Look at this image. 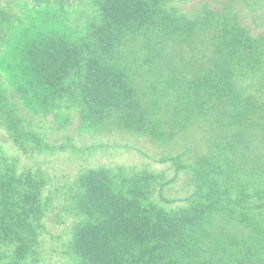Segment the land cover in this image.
<instances>
[{
	"label": "trees",
	"instance_id": "1",
	"mask_svg": "<svg viewBox=\"0 0 264 264\" xmlns=\"http://www.w3.org/2000/svg\"><path fill=\"white\" fill-rule=\"evenodd\" d=\"M186 1L20 0L43 8L31 24L0 8L2 148L48 149L23 109L153 144L200 138L170 156V177L83 169L68 196L72 264H264V30L245 22L248 0ZM6 159L0 264H37L48 182ZM181 175L189 193L167 197Z\"/></svg>",
	"mask_w": 264,
	"mask_h": 264
},
{
	"label": "rangeland",
	"instance_id": "2",
	"mask_svg": "<svg viewBox=\"0 0 264 264\" xmlns=\"http://www.w3.org/2000/svg\"><path fill=\"white\" fill-rule=\"evenodd\" d=\"M207 1L187 0L184 3L187 6H199ZM248 1L253 6L251 9H244L245 22L255 31L264 30V0ZM23 5L20 0H0L1 9L11 11L27 24L37 23L43 8ZM7 50V45L0 47L1 54ZM23 112L27 120L26 126L41 135L48 149L42 153L19 154L10 148H2V142L0 161L3 158L10 161L16 156L20 169H32L48 182L45 198L50 197L51 202L45 217L46 232L42 236L40 261L37 264H72L63 254L76 219L69 210L68 196L76 177L83 169L98 165H120L134 170L148 168L164 172L170 177L173 173L172 162L169 161L171 155L185 149L193 152L201 147L199 136H193L190 132L187 136H179L169 145H160L151 143L145 137L126 132H80L74 119L67 129H62L57 126L52 115H34L24 109ZM189 188L187 176L181 175L174 186L165 191V195L180 199L189 193Z\"/></svg>",
	"mask_w": 264,
	"mask_h": 264
}]
</instances>
